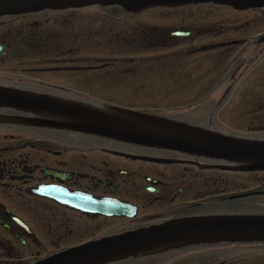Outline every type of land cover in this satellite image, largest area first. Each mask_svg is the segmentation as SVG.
<instances>
[{
  "label": "flooded vegetation",
  "instance_id": "af4514ba",
  "mask_svg": "<svg viewBox=\"0 0 264 264\" xmlns=\"http://www.w3.org/2000/svg\"><path fill=\"white\" fill-rule=\"evenodd\" d=\"M0 88L219 133L211 126L220 118L264 126V8L89 6L0 17ZM130 94H198L201 109L191 113L209 124L131 108ZM34 119L0 108V134L14 130L0 135V264H38L185 221L264 216V172ZM248 131L222 134L264 140V129ZM107 264H264V241L179 240Z\"/></svg>",
  "mask_w": 264,
  "mask_h": 264
},
{
  "label": "water",
  "instance_id": "95a60500",
  "mask_svg": "<svg viewBox=\"0 0 264 264\" xmlns=\"http://www.w3.org/2000/svg\"><path fill=\"white\" fill-rule=\"evenodd\" d=\"M206 4L240 11L264 8V0H0V17L89 6H119L139 13L157 7ZM0 108L35 115L37 119L28 123L39 127L223 161L235 165L231 169L235 171L264 172V140L225 135L134 110L1 88ZM204 238L264 241V216L208 218L139 230L90 243L38 264H107L179 240Z\"/></svg>",
  "mask_w": 264,
  "mask_h": 264
},
{
  "label": "rangeland",
  "instance_id": "374dc122",
  "mask_svg": "<svg viewBox=\"0 0 264 264\" xmlns=\"http://www.w3.org/2000/svg\"><path fill=\"white\" fill-rule=\"evenodd\" d=\"M235 57H229L227 60V64L231 63ZM129 107L151 111V112H160L163 115H167L168 117L188 120L191 122H195L196 124H202L203 126H208V121L201 119L199 115L193 114L191 112L197 111V109H201L202 101L197 98L198 94H139V95H129ZM191 113V114H190ZM220 122L215 123L211 126L214 130L220 131L225 134H233V133H243L244 135H249V129L251 128H261L264 129V126H249V125H240V124H230L223 123L226 122L224 119L220 118ZM10 131L14 130H4L0 135H7ZM259 135V133L254 134ZM263 136L264 134H261ZM255 137V136H254ZM257 138V137H255Z\"/></svg>",
  "mask_w": 264,
  "mask_h": 264
}]
</instances>
